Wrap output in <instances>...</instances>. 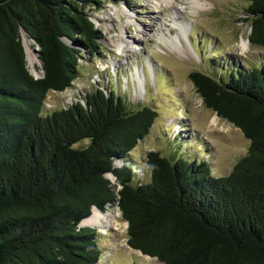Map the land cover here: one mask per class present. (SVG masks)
Listing matches in <instances>:
<instances>
[{"label": "trees", "instance_id": "16d2710c", "mask_svg": "<svg viewBox=\"0 0 264 264\" xmlns=\"http://www.w3.org/2000/svg\"><path fill=\"white\" fill-rule=\"evenodd\" d=\"M106 1L129 0H0V264H98L99 231L80 223L117 201L128 245L163 264H264V66L228 79L191 71L205 105L250 139L227 176L207 160L149 151L150 181L136 182L127 156L158 112L128 110L114 89L44 112L49 91L78 77L84 52H98L103 32L89 10ZM244 12L251 43L264 46V0ZM22 32L40 45L41 76Z\"/></svg>", "mask_w": 264, "mask_h": 264}, {"label": "rangeland", "instance_id": "374dc122", "mask_svg": "<svg viewBox=\"0 0 264 264\" xmlns=\"http://www.w3.org/2000/svg\"><path fill=\"white\" fill-rule=\"evenodd\" d=\"M250 0L106 1L89 12L103 37L98 52H84L78 77L62 91L50 90L44 112L67 107L99 86L124 96L128 110L152 106L158 115L149 133L127 156L137 182H149L146 156L158 151L171 160H207L215 176H227L246 156L250 139L234 123L207 107L191 79L200 70L228 79L238 69L264 66V46L250 41L251 22L244 12ZM30 71L44 72L40 45L22 32ZM245 43V46H244ZM119 44L124 46L120 49ZM90 138L75 147L88 146ZM123 163V162H122ZM107 176L115 182V177ZM120 229L100 227L99 264H163L128 243V222L119 204ZM94 211V209H93ZM93 213V212H92ZM127 228L124 229V223Z\"/></svg>", "mask_w": 264, "mask_h": 264}, {"label": "bare ground", "instance_id": "6f19581e", "mask_svg": "<svg viewBox=\"0 0 264 264\" xmlns=\"http://www.w3.org/2000/svg\"><path fill=\"white\" fill-rule=\"evenodd\" d=\"M168 1V0H167ZM124 45L119 44V48L121 49ZM245 46V43H244ZM116 164L120 163V161H116ZM110 176H113L111 173H109ZM118 203L116 202L115 206L116 209L118 208ZM111 205H109L110 208ZM117 217H119V212L115 211L112 212L110 209L107 213L99 211L96 207L94 208L93 213L83 220V224L86 225H92V226H98L101 228V230L105 233L107 229L114 227L115 229H120V224L118 222ZM124 229L127 228V222L124 223ZM140 254H142L141 251H138Z\"/></svg>", "mask_w": 264, "mask_h": 264}, {"label": "water", "instance_id": "95a60500", "mask_svg": "<svg viewBox=\"0 0 264 264\" xmlns=\"http://www.w3.org/2000/svg\"><path fill=\"white\" fill-rule=\"evenodd\" d=\"M24 31V30H23ZM67 41H69L68 39H66ZM70 42V41H69ZM25 47V46H24ZM25 51H26V49H25ZM26 57H27V54H26ZM36 76V75H35ZM117 203H118V201H117ZM107 205H109V204H107ZM106 205V206H107ZM96 206H94L93 207V209L95 208ZM97 209H99L98 207H96ZM93 209H92V212H93ZM100 210V209H99ZM92 214V213H91ZM86 219V218H85ZM80 225H86V224H83V221L80 223ZM92 226V225H91Z\"/></svg>", "mask_w": 264, "mask_h": 264}, {"label": "crops", "instance_id": "0c3cea01", "mask_svg": "<svg viewBox=\"0 0 264 264\" xmlns=\"http://www.w3.org/2000/svg\"><path fill=\"white\" fill-rule=\"evenodd\" d=\"M100 262V261H99ZM99 264V263H98Z\"/></svg>", "mask_w": 264, "mask_h": 264}]
</instances>
